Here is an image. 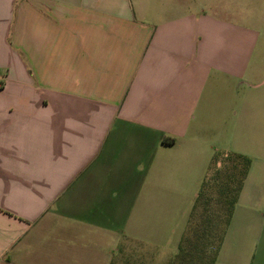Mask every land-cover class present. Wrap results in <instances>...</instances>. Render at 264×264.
<instances>
[{"label": "crops", "instance_id": "crops-1", "mask_svg": "<svg viewBox=\"0 0 264 264\" xmlns=\"http://www.w3.org/2000/svg\"><path fill=\"white\" fill-rule=\"evenodd\" d=\"M247 1L0 0V264H200L181 251L218 153L251 166L210 258L264 264Z\"/></svg>", "mask_w": 264, "mask_h": 264}, {"label": "rangeland", "instance_id": "rangeland-1", "mask_svg": "<svg viewBox=\"0 0 264 264\" xmlns=\"http://www.w3.org/2000/svg\"><path fill=\"white\" fill-rule=\"evenodd\" d=\"M248 11H252L253 13V19L260 22L259 30L261 32V37L259 40V43L257 45L258 52L260 53L259 56L256 57L257 64L262 65L261 73L264 75V0H248L247 1V7L245 8ZM260 80V79H258ZM254 83H259L260 81H253ZM252 95H260L261 97H264V84L261 85L260 89H253ZM264 111V109H263ZM262 132V131H261ZM263 142L264 143V135H259L255 128H253L251 134L246 137V144L250 148H256L257 142ZM253 156H256V152L253 149ZM223 155V154H222ZM260 158V157H259ZM225 160V159H224ZM222 159V156H219L217 165L214 167L212 171L209 172V182L208 187L205 189V191L208 193V197L212 196L211 199L212 202L210 204L204 205V202L199 203L198 209L195 211V214L191 217L189 221V233L187 237L185 238V241L183 243V248L181 251V257L184 255L188 256H201V262L200 264H208V259H211L212 255L216 252L217 247L219 246L221 233L224 229L225 225V219L222 216V218H219V215H223L227 211L225 203H222L220 199H217L220 197V195L217 193L219 190L216 185H218L216 180H221L224 183L230 175H233L234 173H237V170H233V162H229L226 158V161L224 162ZM239 164V169L241 167L240 162H237ZM226 168L229 169V173H226ZM217 170H220L218 173ZM238 181V180H237ZM232 186L235 187L236 183L233 181ZM229 197L227 199H231L234 197V192H229ZM219 195V196H218ZM209 200V201H211ZM190 200H189V206H190ZM211 221H208L210 220ZM214 230V237L210 240V245L212 246L209 249V255L206 254L207 252H201L203 248H205V242L206 237L204 236V230ZM203 239V240H201ZM209 241V239H207ZM205 242V243H204ZM212 244V245H211ZM203 251V250H202Z\"/></svg>", "mask_w": 264, "mask_h": 264}, {"label": "trees", "instance_id": "trees-1", "mask_svg": "<svg viewBox=\"0 0 264 264\" xmlns=\"http://www.w3.org/2000/svg\"><path fill=\"white\" fill-rule=\"evenodd\" d=\"M219 156H222L223 160L225 159L224 162L226 161V158L228 159L229 162L230 161L233 162L234 163L233 170L238 171L237 173L230 175L229 178L224 183H222L223 181H221V180H219V181L216 180L218 183V185H216V186L219 190L217 193L220 195V197H218L217 199H220V201L222 203H225L224 205H226V207H227L226 213H224L223 215H219V218H222V216H223L225 221H226L225 225H224V229H223V231L221 233V237H220L219 245L221 246L223 238H224L226 227L230 224L235 205L238 202L239 195L242 191L244 181L248 175V172H249V169L251 166V160L245 156H242V155L236 154V153H228V154L218 153L213 158V162L209 168V172L212 171L214 169V167L217 165ZM237 162H240V164H241L240 169H239V164ZM219 171L220 170H217L216 172L218 173ZM229 172H230L229 169L226 168V173H229ZM209 176L204 180L202 187H201V191L199 193V196L197 197V200L195 203V208H197V209L199 207V203L202 201L203 202L205 201L204 202L205 206L212 202L211 199L213 197L212 196L208 197V193L205 191V189L208 187ZM233 181L236 183L235 187L232 186ZM229 192H232V193L234 192V197L231 199H227L229 197V194H228ZM209 200H211V201H209ZM208 221H211V218ZM203 234H204L203 238L206 237L205 241L209 242L210 239L214 237V230H210V229L204 230ZM207 239H209V241ZM201 240H203V239H201ZM209 244H210V242H209ZM213 262H214V258L211 259L210 264H213Z\"/></svg>", "mask_w": 264, "mask_h": 264}]
</instances>
